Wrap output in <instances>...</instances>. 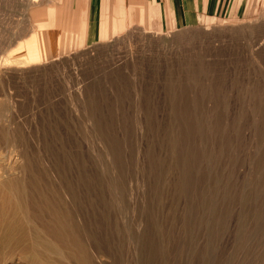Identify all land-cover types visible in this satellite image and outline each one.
<instances>
[{"label":"rangeland","instance_id":"1","mask_svg":"<svg viewBox=\"0 0 264 264\" xmlns=\"http://www.w3.org/2000/svg\"><path fill=\"white\" fill-rule=\"evenodd\" d=\"M65 4L0 0V264H264V0L86 48Z\"/></svg>","mask_w":264,"mask_h":264},{"label":"crops","instance_id":"2","mask_svg":"<svg viewBox=\"0 0 264 264\" xmlns=\"http://www.w3.org/2000/svg\"><path fill=\"white\" fill-rule=\"evenodd\" d=\"M64 1L66 4L61 5L65 11L62 15L67 18L64 23L80 27L83 43L80 48H86L112 41L134 29L161 33L194 27L205 17L242 14L251 0H61V3Z\"/></svg>","mask_w":264,"mask_h":264},{"label":"bare ground","instance_id":"3","mask_svg":"<svg viewBox=\"0 0 264 264\" xmlns=\"http://www.w3.org/2000/svg\"><path fill=\"white\" fill-rule=\"evenodd\" d=\"M0 176L2 175L0 174ZM18 222L19 221L16 219L14 213H11V215H8L6 219L0 222L1 241H13L15 244L20 243V241L22 240L23 231L21 225ZM15 247H13V249Z\"/></svg>","mask_w":264,"mask_h":264}]
</instances>
